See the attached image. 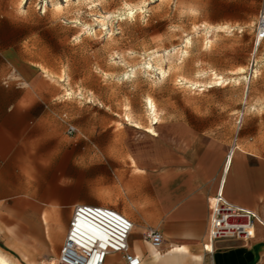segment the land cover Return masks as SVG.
Returning <instances> with one entry per match:
<instances>
[{
  "label": "rangeland",
  "instance_id": "374dc122",
  "mask_svg": "<svg viewBox=\"0 0 264 264\" xmlns=\"http://www.w3.org/2000/svg\"><path fill=\"white\" fill-rule=\"evenodd\" d=\"M2 3L18 15L36 20L26 22V48L36 52L38 64L32 66L49 84L44 94L58 100V122L67 139L74 142L76 155L81 153L82 141L88 140L91 153H98L93 146L98 139H88L94 131L109 132L100 141L122 144L127 149L145 145L147 134H155L157 126L151 108L154 105L157 123L189 119L194 114L213 115L217 130L239 138L238 155L249 151L254 154L251 163L264 162V42L258 52L254 51L256 23L264 0ZM253 60L256 66L251 70ZM69 125L77 128L72 136L67 134ZM110 163L106 169L95 167L88 175L75 168L70 193L74 204L112 203L94 195L97 185L101 183V190L113 194L108 185L129 166L125 161ZM99 194L105 195L101 198L112 197ZM256 207L264 210V203ZM48 209L66 216L72 212V207L57 203H25L18 208L11 204L8 212H0V223L18 244L28 231V223L37 220L16 216ZM248 211L258 213L254 215L253 236L264 239L262 212ZM253 236L248 245L254 242ZM260 248L257 245L253 251ZM6 251L12 254V264L43 262L36 259L33 249ZM262 255L252 264L264 261ZM54 258L57 262L58 256Z\"/></svg>",
  "mask_w": 264,
  "mask_h": 264
},
{
  "label": "crops",
  "instance_id": "0c3cea01",
  "mask_svg": "<svg viewBox=\"0 0 264 264\" xmlns=\"http://www.w3.org/2000/svg\"><path fill=\"white\" fill-rule=\"evenodd\" d=\"M26 22L36 20L18 15L0 0V212H8L11 204L18 208L25 203H57L72 207V212L67 216L56 209L22 212L16 217L37 221L28 223L18 244L0 223V251L11 259L6 250L33 249L42 264L49 259V264H56L54 257L60 256L75 206L90 204L112 207L134 223L129 249L141 264H252L263 257L264 239L257 240L256 235L250 245L221 240L212 246L214 253L205 247L210 199L220 192L234 206L264 212L256 207L264 203V162L251 163L254 154L245 149L247 153L238 155L239 138L217 130L213 115L207 114L155 124V134H147L145 145L136 150L100 141L109 132L94 131L88 139H98L93 145L98 153H91L88 140L82 141L81 153L76 155L74 142L58 122V100L44 94L49 84L32 66L38 61L36 52L26 48ZM233 146L239 151L227 168ZM121 161L129 169L119 171L108 185L113 194L101 190V183L98 194L94 192L99 200L112 203L74 204L70 193L75 168L88 175L95 167L106 169L110 162ZM99 193L112 197L101 198L105 195ZM151 230L163 236L158 249L146 238ZM257 245L261 248L254 252ZM105 264L127 262L123 254L110 253Z\"/></svg>",
  "mask_w": 264,
  "mask_h": 264
},
{
  "label": "built area",
  "instance_id": "2783aa9c",
  "mask_svg": "<svg viewBox=\"0 0 264 264\" xmlns=\"http://www.w3.org/2000/svg\"><path fill=\"white\" fill-rule=\"evenodd\" d=\"M264 42V9L256 23V41ZM256 66L252 61L250 69ZM241 123V120H240ZM77 128L69 125L67 134L74 135ZM211 220L209 242L221 240L245 241L253 236L255 216L248 210L230 204L220 192L210 199ZM134 223L120 211L102 205L78 204L74 208L66 241L56 264H105L110 253L124 255L127 264H141V259L130 253L129 238ZM147 240L158 249L163 236L156 230L148 231Z\"/></svg>",
  "mask_w": 264,
  "mask_h": 264
},
{
  "label": "bare ground",
  "instance_id": "6f19581e",
  "mask_svg": "<svg viewBox=\"0 0 264 264\" xmlns=\"http://www.w3.org/2000/svg\"><path fill=\"white\" fill-rule=\"evenodd\" d=\"M70 0H64V2H69ZM26 2V1H25ZM47 6V4L45 5V7ZM61 5L58 3V8H60L61 9ZM226 30V29H225ZM212 36V35H211ZM257 47H259V46H257ZM254 51H256V52H258L259 51V49H255ZM256 72V74H258V71H255ZM220 78V77H219ZM218 78V79H219ZM219 82V81H218ZM218 84V83H217ZM151 103V102H150ZM151 108H152V113H153V116H154V120L156 121L155 123L157 124V112H156V107L154 106V105H151ZM153 134V133H152ZM234 147V146H233ZM239 151V148L237 147V146H235L234 148H233V153H234V155L231 157V160H229V157H230V155L227 157V160H226V164H227V168H228V166H231L232 164H233V162H234V159H235V155H236V153ZM226 166V165H225ZM226 168V169H227ZM254 215L255 216H258V213L256 212H254ZM262 223H263V225H264V212H262ZM254 228H255V222H254V227H253V231H254ZM263 228H264V226H263ZM248 240V239H247ZM247 240H245V241H247ZM214 245V243L213 244H211L209 241H208V243H207V246L205 247L206 249H207V247H208V252L210 251L211 253H214V247H212ZM213 257V256H212ZM0 264H12L11 263V260L6 256V255H4V254H2L1 252H0Z\"/></svg>",
  "mask_w": 264,
  "mask_h": 264
}]
</instances>
